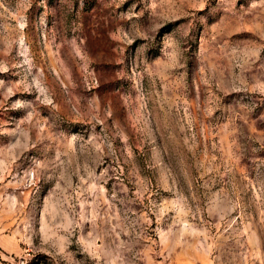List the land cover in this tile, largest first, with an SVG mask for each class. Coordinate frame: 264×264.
I'll return each instance as SVG.
<instances>
[{"label": "rangeland", "instance_id": "obj_1", "mask_svg": "<svg viewBox=\"0 0 264 264\" xmlns=\"http://www.w3.org/2000/svg\"><path fill=\"white\" fill-rule=\"evenodd\" d=\"M0 264H264V0H0Z\"/></svg>", "mask_w": 264, "mask_h": 264}]
</instances>
